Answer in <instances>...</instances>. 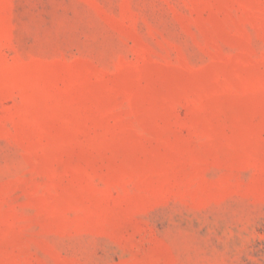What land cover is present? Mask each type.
<instances>
[{"label":"rangeland","instance_id":"1","mask_svg":"<svg viewBox=\"0 0 264 264\" xmlns=\"http://www.w3.org/2000/svg\"><path fill=\"white\" fill-rule=\"evenodd\" d=\"M0 264H264V0H0Z\"/></svg>","mask_w":264,"mask_h":264}]
</instances>
